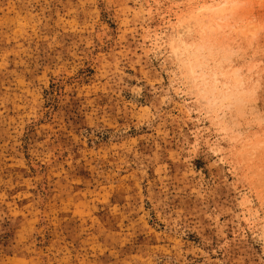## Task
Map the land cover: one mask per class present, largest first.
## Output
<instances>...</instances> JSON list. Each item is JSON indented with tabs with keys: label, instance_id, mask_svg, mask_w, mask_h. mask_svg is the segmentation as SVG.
Wrapping results in <instances>:
<instances>
[{
	"label": "rangeland",
	"instance_id": "rangeland-1",
	"mask_svg": "<svg viewBox=\"0 0 264 264\" xmlns=\"http://www.w3.org/2000/svg\"><path fill=\"white\" fill-rule=\"evenodd\" d=\"M0 264H264V0H0Z\"/></svg>",
	"mask_w": 264,
	"mask_h": 264
},
{
	"label": "bare ground",
	"instance_id": "bare-ground-1",
	"mask_svg": "<svg viewBox=\"0 0 264 264\" xmlns=\"http://www.w3.org/2000/svg\"><path fill=\"white\" fill-rule=\"evenodd\" d=\"M210 12L214 13V14H222L224 12V7L220 6V7L214 8V9H210Z\"/></svg>",
	"mask_w": 264,
	"mask_h": 264
}]
</instances>
